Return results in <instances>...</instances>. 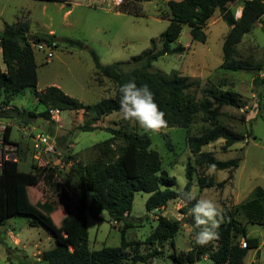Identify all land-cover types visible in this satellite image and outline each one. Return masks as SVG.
I'll list each match as a JSON object with an SVG mask.
<instances>
[{"label":"rangeland","instance_id":"374dc122","mask_svg":"<svg viewBox=\"0 0 264 264\" xmlns=\"http://www.w3.org/2000/svg\"><path fill=\"white\" fill-rule=\"evenodd\" d=\"M244 1L237 0L229 4L237 19L241 17L242 12L239 15L238 10L243 7ZM134 6L140 8L139 15L118 10H131ZM168 15L169 7L162 0L143 2L142 7L141 3H135L134 0H123L120 7H115L109 0H67L64 4L55 0H0V28L18 21L26 23L32 35L49 34L58 38L55 39L57 44L50 60H47L45 52L35 50L38 85L35 89H27L23 94L12 97L11 105L40 114L45 108L37 100L36 92H44L52 86L60 88L85 105H94L103 98L114 96V83L103 77L96 78L90 51L94 50L98 54L102 65L121 62L124 71L138 67L140 64L134 61V57L151 50L152 40H155L156 50L162 48L160 36L169 26ZM263 22L264 16L243 37L236 47L235 59L264 63ZM229 30L219 11L205 27V43L192 41L190 28L184 25L180 38L172 46L182 45L186 50L182 54L160 57L153 63L152 70L166 76L178 73L191 80H199V85H192L187 90L185 103L189 102V97L194 103L200 102L206 95L205 90L209 88L215 92L233 90L240 94L245 106L240 109L224 107L219 121L244 134L246 138L228 151L223 150V139L202 149V152L220 161L238 158V166L229 170L215 169L213 174L216 181L226 182L223 188L201 190L195 175L191 190L196 197L206 195L214 199L222 209V215L225 211L233 212L246 226L250 237L260 238L259 249L249 251L245 264H264V70L232 72L219 69L224 59V39ZM68 39L81 40L84 47H72ZM0 66H5L1 53ZM57 116L56 120L51 118L48 121L31 119L27 125L14 120L7 122L12 127L11 140L19 146V169L29 172L32 165L44 167L42 160L49 161V166L57 171V183L67 188L78 204L81 199L78 182L68 174L74 162L87 164L93 161L96 153L92 147L111 137L108 128L139 134L145 132L135 122L123 120L121 114L116 113L99 121L98 129L91 132L81 131L79 126L91 123L95 116L92 110H59ZM21 125L27 127V136L22 133ZM208 126L204 114L199 112L188 129L168 128L159 133L147 132L152 148L161 156L163 169L176 180L173 186L161 185V189L177 192H180L181 187L184 189L188 183L186 167L189 162L195 165L197 175L208 174V165H199L187 143L189 135H199ZM37 133L56 137L57 158H49L45 154H42L40 160L35 158L29 136ZM29 194L31 201L35 204L39 200L38 205L43 209L50 210L51 207L45 206L49 201H54L58 210L53 213L48 211L49 215L57 225L61 226L64 220L68 223L67 212L61 206L56 192L45 181L30 188ZM149 197L148 193H135L130 215L119 223L113 221L107 213H103L100 219L87 214L90 249L94 251L103 247L121 246V230L128 223L131 228L127 229L125 239L135 243L124 252L129 261L135 254L157 249L162 252L159 257L137 264H152L154 259L156 264H176L171 256L190 250L193 231L189 225H184L173 242H165L162 246L148 245L146 240L156 228L159 215L169 219L183 217L179 213L183 202L180 199L172 200L165 208L149 213L146 209ZM29 220L27 216H14L0 226V264H45L41 261L42 253L55 247L54 237L42 225L30 227ZM10 232L20 239L21 244H14ZM240 240L243 244L244 240ZM196 264L214 263L202 259Z\"/></svg>","mask_w":264,"mask_h":264},{"label":"trees","instance_id":"16d2710c","mask_svg":"<svg viewBox=\"0 0 264 264\" xmlns=\"http://www.w3.org/2000/svg\"><path fill=\"white\" fill-rule=\"evenodd\" d=\"M55 1L65 3L67 0ZM149 1L151 0H134L138 4ZM235 1L237 0H171L167 2L170 23L167 30L160 36L162 48L156 50L155 40H152L151 50L134 57V61L140 64L138 67L124 71L121 62L102 65L98 54L94 50L90 51L95 64L96 78L103 77L114 83L116 87L114 96L103 98L94 105H85L64 93L60 88L52 86L44 92H36L37 100L45 108L40 114L10 107L11 98L23 94L27 89L37 87L38 66L34 45L40 42H54L56 37L49 34L32 35L26 23L6 24L0 31V50L6 67L3 70L0 66V119L14 120L27 125L28 120L31 119L50 120L52 118L50 110L76 112L92 110L95 116L91 119V123H84L79 126V129L84 132L95 131L98 129L97 123L103 118L114 113L120 114L119 86L134 79L137 86L147 84L154 93L155 100L160 110L165 113L168 122V127L165 129H188L197 119L199 112L204 114V120L209 123V126L199 135H189L187 138L188 146L200 166L215 164L217 170H229L238 166V158L220 161L211 154L202 152V149L223 139L225 141L223 150L228 151L246 138L244 134L234 131L219 121L224 107L240 109L245 106L240 94L233 90L215 92L209 88L205 90L206 95L200 102L194 103L189 97V102L185 103L187 90L192 85H199V80H191L178 73L166 76L152 70L153 63L160 57L182 54L186 50L182 45L172 46L180 38L184 25L189 26L192 41L205 43V27L217 10L230 28L224 39V59L219 69L232 72L264 70V63L235 59L237 45L257 22L262 21L264 0H245L239 19L229 8V4ZM119 11L133 15L141 13L137 6L131 10L121 8ZM67 42L72 47H84V42L81 40L68 39ZM4 107L10 108L3 111ZM107 131L111 137L92 147L96 153L95 159L87 164L75 161L68 173L78 182L81 193L78 204L73 200L71 192L57 183L55 180L57 171L50 167V164L45 167L39 164L32 165L29 172L19 169V161H8L3 167L0 175V226L5 225L6 220L14 216L29 217L30 227L44 226L53 235L56 244L52 249L42 253L41 261L45 264H137L138 262L147 263L150 259L159 257L162 252L155 249L145 254H135L129 261L124 252L135 243L125 239L127 229L131 228V224L128 223H125L121 230V246L103 247L94 251L89 247L87 214L92 218L100 219L103 213H107L113 221L122 222L130 215L137 192L150 194L146 202L149 213L165 208L172 200L180 199L183 202L179 209L183 217L169 219L159 215L157 226L147 238L146 244L162 246L165 242H173L184 225L192 228L193 236L197 231L193 218L188 214L189 208L196 201H186L181 191L161 189V185L173 186L176 180L163 169L161 156L152 148L148 133L139 134L115 128H108ZM11 133L12 127L9 126L7 140L12 141ZM33 151L35 152L34 149ZM54 157L57 158V154ZM195 175L201 190L223 188L226 183H218L214 174L197 175L195 165L189 162L186 167L188 183L184 191L191 190ZM42 180L56 192L61 206L69 216L68 223L64 220L61 226L57 225L49 215L48 211L53 213L58 210L54 201H49V204L45 206L51 207L50 210L39 207V200L35 204L31 201L30 188L37 187ZM217 231L218 239L203 247L192 241L188 252H182L180 255L174 253L171 256L172 260L176 264H196L207 257L214 264H245L249 251L258 250L260 247V238L250 237L246 226L231 211L223 213ZM240 239L244 240L246 247L242 246Z\"/></svg>","mask_w":264,"mask_h":264},{"label":"clouds","instance_id":"9594fccd","mask_svg":"<svg viewBox=\"0 0 264 264\" xmlns=\"http://www.w3.org/2000/svg\"><path fill=\"white\" fill-rule=\"evenodd\" d=\"M119 93V112L123 120L135 122L145 133H159L168 127L165 113L160 110L147 84L137 86L134 79L129 80L119 86ZM215 169V164L208 165V174H213ZM180 191L186 201H196L188 210L197 229L193 236L194 243L203 247L218 239L217 229L222 221V209L217 202L206 195L197 198L192 190L184 191L183 187ZM152 264H156L155 259Z\"/></svg>","mask_w":264,"mask_h":264},{"label":"built area","instance_id":"2783aa9c","mask_svg":"<svg viewBox=\"0 0 264 264\" xmlns=\"http://www.w3.org/2000/svg\"><path fill=\"white\" fill-rule=\"evenodd\" d=\"M82 1V0H77ZM115 7H120L123 4V0H109ZM1 44V40H0ZM56 41L47 43L40 42L34 45V48L43 51L46 53L47 60H50L53 57V49L56 47ZM10 107H4L3 111L9 110ZM50 114L53 120H56L59 114L58 110H50ZM9 123L7 121L0 120V175L2 174L3 167L8 161H18L19 160V146L13 141L6 139V134L8 131ZM22 133L27 136V127L21 126ZM33 143V149L35 150V158L40 160L42 154H45L47 157L51 158L57 154V139L56 137L37 133L35 135L30 134L29 136ZM44 167L49 164V161H44ZM243 247H246V243L242 244Z\"/></svg>","mask_w":264,"mask_h":264},{"label":"crops","instance_id":"0c3cea01","mask_svg":"<svg viewBox=\"0 0 264 264\" xmlns=\"http://www.w3.org/2000/svg\"><path fill=\"white\" fill-rule=\"evenodd\" d=\"M152 1V0H151ZM165 4H167V2H169V1H171V0H162ZM175 1H181V0H175ZM64 4V3H63ZM142 4L143 3H141V7H142ZM119 10V9H118ZM118 10H117V12H118ZM218 11V10H217ZM217 11L215 12V14L217 13ZM69 12V11H68ZM67 12V13H68ZM241 12H242V8L240 9V10H238V13H239V15L241 14ZM214 14V15H215ZM214 15H213V17H214ZM212 17V18H213ZM222 18V17H221ZM18 21H16L15 23H17ZM14 23V24H15ZM6 25V24H5ZM12 25V24H11ZM5 27V26H4ZM4 27H2V28H0V31H2L3 29H4ZM56 40H58V38L56 39ZM0 53L2 54V52H1V50H0ZM5 65V64H4ZM2 68V67H1ZM3 70H5L6 69V67L4 66L3 68H2ZM10 107H14V106H12V105H10ZM0 120H3V119H0ZM4 121V120H3ZM9 123V122H8ZM10 125V124H9ZM21 126H25V125H21ZM10 235H11V238L14 240V244H16V245H19V244H21V241H20V239L19 238H16L15 236H13L12 235V232H10L9 233ZM203 259H205V260H209L207 257H205V258H203Z\"/></svg>","mask_w":264,"mask_h":264},{"label":"water","instance_id":"95a60500","mask_svg":"<svg viewBox=\"0 0 264 264\" xmlns=\"http://www.w3.org/2000/svg\"><path fill=\"white\" fill-rule=\"evenodd\" d=\"M31 40H33V39H31Z\"/></svg>","mask_w":264,"mask_h":264}]
</instances>
